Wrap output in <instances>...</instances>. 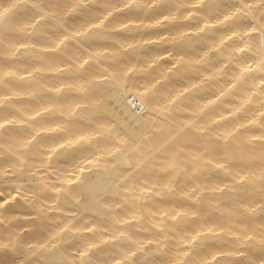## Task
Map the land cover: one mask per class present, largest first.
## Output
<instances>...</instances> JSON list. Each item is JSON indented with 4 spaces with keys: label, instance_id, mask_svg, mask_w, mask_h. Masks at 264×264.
I'll return each mask as SVG.
<instances>
[{
    "label": "clouds",
    "instance_id": "9594fccd",
    "mask_svg": "<svg viewBox=\"0 0 264 264\" xmlns=\"http://www.w3.org/2000/svg\"><path fill=\"white\" fill-rule=\"evenodd\" d=\"M0 264H264V0H0Z\"/></svg>",
    "mask_w": 264,
    "mask_h": 264
}]
</instances>
